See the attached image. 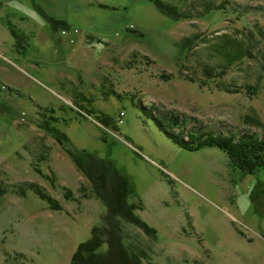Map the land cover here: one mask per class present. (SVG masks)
Segmentation results:
<instances>
[{
  "label": "rangeland",
  "instance_id": "obj_1",
  "mask_svg": "<svg viewBox=\"0 0 264 264\" xmlns=\"http://www.w3.org/2000/svg\"><path fill=\"white\" fill-rule=\"evenodd\" d=\"M213 1L226 10L178 20L154 0H0V264H71L107 211L82 196L90 183L55 132L128 176L130 202H144L137 213L157 237L125 229L154 264H264V170L246 173L216 146L188 151L161 125L173 112L184 135L264 136V0ZM227 37L245 57L209 78L205 67L223 69L216 47ZM29 182L63 209L21 194Z\"/></svg>",
  "mask_w": 264,
  "mask_h": 264
},
{
  "label": "trees",
  "instance_id": "obj_2",
  "mask_svg": "<svg viewBox=\"0 0 264 264\" xmlns=\"http://www.w3.org/2000/svg\"><path fill=\"white\" fill-rule=\"evenodd\" d=\"M188 2L189 7L182 4ZM158 9L174 19H193L203 15L205 12L213 9L226 10L225 3H216L213 0H154ZM235 8V7H234ZM53 27H68L63 19L49 17ZM16 39L21 35L14 27H10ZM197 35H191L185 38L184 44L190 47L196 40ZM226 36V35H225ZM228 36V35H227ZM235 39L226 38V40L216 47L217 52L224 57V63L220 65L222 70L213 68H204L206 76L214 78L224 74L225 68L241 61L245 57V49L240 41L234 44ZM20 44V43H19ZM264 69V63H262ZM193 78V77H191ZM221 89L229 90L225 85H220ZM153 116L162 123L161 117L157 112ZM162 117L168 124L162 123L165 130L172 136L174 141L189 150H198L205 146H216L226 152L229 164L241 168L246 173H255L264 170V136L253 134H216L196 131H188L187 135L179 130L173 129L181 124L179 116L173 112L162 114ZM249 120L261 124L256 116H249ZM102 119L107 120L103 115ZM55 136L60 144L72 156L76 166L82 174L88 179L90 188L81 185L80 190L83 197H92L100 199L107 207L105 214L101 216V222L96 223L91 228V236L83 242H80L73 253L71 264H154L149 250L132 240V235L125 229L126 224L141 228L149 239L157 237V229L150 226L137 213L139 208L143 207L141 199L130 202L132 197V184L126 174H124L114 162L110 159L101 158L92 154L81 156L67 146L68 136L65 133ZM187 136V137H186ZM39 171L40 168L36 167ZM28 187L21 186L19 192L25 194L27 188L33 189L39 196L48 201L52 209H63L62 203L47 192L42 186L35 182H29ZM8 191L7 187L0 180V196ZM66 199H74V193L71 189L65 190ZM107 244L108 249L104 253L100 248ZM22 254V253H21ZM198 264H200L198 262Z\"/></svg>",
  "mask_w": 264,
  "mask_h": 264
},
{
  "label": "built area",
  "instance_id": "obj_3",
  "mask_svg": "<svg viewBox=\"0 0 264 264\" xmlns=\"http://www.w3.org/2000/svg\"><path fill=\"white\" fill-rule=\"evenodd\" d=\"M124 115V112L120 113V121H122V116Z\"/></svg>",
  "mask_w": 264,
  "mask_h": 264
}]
</instances>
